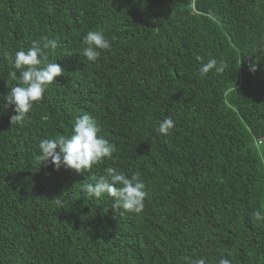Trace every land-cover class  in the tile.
I'll return each instance as SVG.
<instances>
[{
  "label": "trees",
  "instance_id": "trees-1",
  "mask_svg": "<svg viewBox=\"0 0 264 264\" xmlns=\"http://www.w3.org/2000/svg\"><path fill=\"white\" fill-rule=\"evenodd\" d=\"M89 30L110 43L94 62ZM44 38L62 75L23 122L0 107V264H264V0H0V96ZM209 59L225 69L200 77ZM82 115L115 150L56 171L38 145ZM107 167L140 175L141 213L84 191Z\"/></svg>",
  "mask_w": 264,
  "mask_h": 264
},
{
  "label": "clouds",
  "instance_id": "clouds-1",
  "mask_svg": "<svg viewBox=\"0 0 264 264\" xmlns=\"http://www.w3.org/2000/svg\"><path fill=\"white\" fill-rule=\"evenodd\" d=\"M137 2V0H134ZM51 11V9H49ZM83 56L89 62H94L100 56V50L110 47L109 41L103 32L89 30L83 37ZM57 44L54 40L44 38L34 41L28 49L18 50L12 56L13 70L7 74L9 91L0 96L5 103L0 106L4 110L13 107L14 114L9 117L11 125L24 121L26 114L32 109L35 102L42 99L47 87L62 75V68L57 62H51L45 49H55ZM264 50V43L260 45ZM202 58L196 56V60ZM223 61L209 59L201 64L198 75L204 77L211 70L217 73L223 72ZM249 70L255 73L258 68L255 63L249 66ZM19 73V76L17 75ZM174 127V121L167 117L158 122L157 131L162 135H168ZM99 129L89 115H82L75 119L71 133L55 138L43 139L38 148L42 162L50 163L54 170L61 168L74 170L76 173L86 171L93 165L110 157L114 152V145L98 135ZM84 191L89 197L102 198L105 195L112 198L115 210L124 209L128 212L139 214L144 208L146 196L145 184L138 173L130 178L115 167H107L104 174L93 183L83 184ZM59 204L60 200L57 199ZM255 219L264 220V215L259 211L254 213ZM187 264H206L205 258L187 259ZM218 264H231L230 259L221 257Z\"/></svg>",
  "mask_w": 264,
  "mask_h": 264
}]
</instances>
